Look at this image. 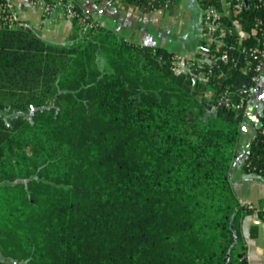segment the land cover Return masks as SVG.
Returning a JSON list of instances; mask_svg holds the SVG:
<instances>
[{
  "label": "trees",
  "instance_id": "trees-1",
  "mask_svg": "<svg viewBox=\"0 0 264 264\" xmlns=\"http://www.w3.org/2000/svg\"><path fill=\"white\" fill-rule=\"evenodd\" d=\"M72 1L92 26L74 17L67 41L53 43L0 0V264H247L242 218L264 209L239 201L231 171L240 162L264 177V143L235 96L229 108L216 99L249 83L245 59L222 55L257 43L253 8L232 17L241 41L235 32L207 47L211 72L199 77ZM166 1L118 5L150 12ZM244 124L255 136L239 159Z\"/></svg>",
  "mask_w": 264,
  "mask_h": 264
},
{
  "label": "crops",
  "instance_id": "crops-1",
  "mask_svg": "<svg viewBox=\"0 0 264 264\" xmlns=\"http://www.w3.org/2000/svg\"><path fill=\"white\" fill-rule=\"evenodd\" d=\"M74 1L89 11L94 21L127 39L150 46L164 47L174 52L180 61L193 59L199 53L204 8L199 0H193L191 3L193 17L190 10L186 12V25L192 22L194 28L191 43L174 47L168 46L169 16L164 14L171 1L166 8L162 7L150 12L122 8L118 5V0ZM7 2L11 14L17 21L35 29L48 42L64 43L72 33V20L57 9L51 10L43 17L38 6L30 0H7ZM252 113L247 118L248 124L252 123ZM242 130L239 159L247 150L248 142L255 136V129L249 125H242ZM231 179L241 203L256 209H264V177L245 172L241 163L237 162L232 168ZM241 225L243 241L240 249L245 252L247 264H264V218L255 210L242 218Z\"/></svg>",
  "mask_w": 264,
  "mask_h": 264
},
{
  "label": "built area",
  "instance_id": "built-area-1",
  "mask_svg": "<svg viewBox=\"0 0 264 264\" xmlns=\"http://www.w3.org/2000/svg\"><path fill=\"white\" fill-rule=\"evenodd\" d=\"M33 4L37 5L41 11L43 17L47 16L48 13L58 7L63 8L62 13L69 17L70 19L76 17L82 23L92 26L89 16L84 13H76L73 7V1L67 0L65 3L63 0H55L53 3L49 4L46 0H30ZM168 1H166L163 7L168 6ZM218 5L214 3H208L203 8L202 17V40L206 42V46L202 47L200 45L199 57L191 59L187 64L180 59L177 61L176 72L181 71L182 67L187 65L192 67L199 77H205L207 73L211 72L209 68L207 73H205L202 68L207 61H210L212 55L207 50V47L211 43H215L218 49L221 45L222 38L226 34H232L237 32L239 34V41L246 36L244 30L241 29L239 22L234 20L232 17L237 16L245 11L246 8L252 7L255 14L252 17V31L257 36L258 41L256 44L251 46H243L237 52V55L223 54L222 57L224 61H230L234 66L237 64L236 57L239 58L242 55V59H245L243 65H240V69L249 74V83L242 84L239 89L233 93L230 87L226 86L218 95L216 102L217 105L224 107H232L234 104V96L236 97V103L240 107L245 108V114L247 118L252 113V122L256 125L259 119L260 112L264 109V99H259L258 96L264 92V0H219ZM8 6V3H7ZM5 8L0 4V19L3 16ZM231 20V24L228 21ZM235 46H231L234 49ZM240 58V59H241ZM254 102V105L251 104ZM256 103V104H255ZM255 108V109H254ZM251 115V116H252ZM260 140L264 143V126L258 128ZM249 207H251L249 205Z\"/></svg>",
  "mask_w": 264,
  "mask_h": 264
},
{
  "label": "rangeland",
  "instance_id": "rangeland-1",
  "mask_svg": "<svg viewBox=\"0 0 264 264\" xmlns=\"http://www.w3.org/2000/svg\"><path fill=\"white\" fill-rule=\"evenodd\" d=\"M193 0H171L169 8L164 10V14L168 15L169 26H168V35L170 43L168 46H180L183 44H189L192 41L194 36V28L192 22H189L190 25H186L185 18L186 12L190 10V13L193 17V8L191 6ZM171 22V23H170Z\"/></svg>",
  "mask_w": 264,
  "mask_h": 264
},
{
  "label": "water",
  "instance_id": "water-1",
  "mask_svg": "<svg viewBox=\"0 0 264 264\" xmlns=\"http://www.w3.org/2000/svg\"><path fill=\"white\" fill-rule=\"evenodd\" d=\"M241 57H242V55H241ZM241 57H240V58H241ZM258 98H259V99H264V92H263L261 95H259ZM251 104L254 105V102L251 101ZM263 108H264V107L262 106V109H263ZM260 126H261V121L258 120L257 123H256V129H258Z\"/></svg>",
  "mask_w": 264,
  "mask_h": 264
}]
</instances>
